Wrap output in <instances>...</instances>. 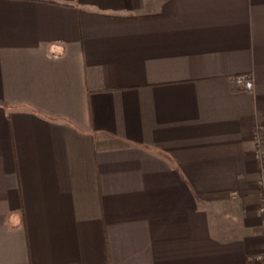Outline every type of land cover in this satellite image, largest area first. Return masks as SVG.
<instances>
[{"label":"crops","instance_id":"crops-1","mask_svg":"<svg viewBox=\"0 0 264 264\" xmlns=\"http://www.w3.org/2000/svg\"><path fill=\"white\" fill-rule=\"evenodd\" d=\"M261 167L264 0H0V264H264Z\"/></svg>","mask_w":264,"mask_h":264},{"label":"built area","instance_id":"built-area-1","mask_svg":"<svg viewBox=\"0 0 264 264\" xmlns=\"http://www.w3.org/2000/svg\"><path fill=\"white\" fill-rule=\"evenodd\" d=\"M234 84L236 87L240 90L243 91H251L253 88V83L252 79L249 75H238L235 76L234 79ZM258 140V138H257ZM257 157L261 160L263 158V153L261 148L258 149L257 151ZM257 187H258V193L260 196V204L258 207V213L260 215L261 219V224L264 228V169L261 167L260 173L257 177Z\"/></svg>","mask_w":264,"mask_h":264}]
</instances>
